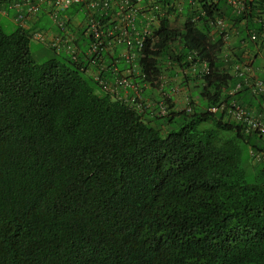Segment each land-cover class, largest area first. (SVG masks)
Returning <instances> with one entry per match:
<instances>
[{
  "label": "trees",
  "instance_id": "1",
  "mask_svg": "<svg viewBox=\"0 0 264 264\" xmlns=\"http://www.w3.org/2000/svg\"><path fill=\"white\" fill-rule=\"evenodd\" d=\"M202 5V25L160 19L139 60L151 85L160 60L199 66L201 104L150 117L81 57L37 63L30 31L0 25V264H264V164L248 181L235 144L246 133L207 111L233 77L210 38L221 14Z\"/></svg>",
  "mask_w": 264,
  "mask_h": 264
},
{
  "label": "crops",
  "instance_id": "2",
  "mask_svg": "<svg viewBox=\"0 0 264 264\" xmlns=\"http://www.w3.org/2000/svg\"><path fill=\"white\" fill-rule=\"evenodd\" d=\"M18 1L0 0V25L8 33L21 27L16 18L20 9L17 6ZM207 1L215 3L221 14L209 20L208 25H212L211 39L219 35L222 37L217 56L223 63V69L233 77L226 91L230 96V91L245 75L264 80V0ZM109 2V9L106 12L91 11L84 2L72 3L59 13L64 21V27L54 23L49 15L48 3H42L36 15L23 20L22 28L28 31L42 29L49 40L57 35H72L78 47L77 55L84 61L85 73L113 84L115 77L118 76L113 70L116 68L119 76L127 77L130 81L129 86L117 90L116 98L128 101L138 93L141 100L148 104V106L145 104L146 107L141 111L145 117L152 116L156 108L155 103L164 97H167L171 104V111L184 110L187 105L186 96L200 106L202 100L198 97V92L202 81L195 73L199 66L187 71L170 58L160 60L158 81L151 85L142 76L139 67L142 53L135 48L128 49L124 43H120L116 47L104 46L99 57L90 56L87 51L91 38L87 28L91 15L99 22L104 32L111 30L114 33L121 32L128 38H135L145 30L153 32L159 26L160 19L165 17L169 27L180 31L183 24L188 21L202 25L200 17L205 14L202 0H109ZM21 8L25 9V6ZM129 16L131 19H128ZM215 19H221L223 26H216L213 23ZM45 46L55 55L61 53L68 55L62 49L56 50ZM251 96L250 89L243 87L230 98H235L250 109L264 110V101Z\"/></svg>",
  "mask_w": 264,
  "mask_h": 264
},
{
  "label": "built area",
  "instance_id": "3",
  "mask_svg": "<svg viewBox=\"0 0 264 264\" xmlns=\"http://www.w3.org/2000/svg\"><path fill=\"white\" fill-rule=\"evenodd\" d=\"M75 2H84L87 7L93 10H101L106 12L109 9V0H19L17 6L20 8L16 14V18L20 23L21 27H24V21L27 17L36 15L39 6L42 3H48L49 5V15L51 19L59 27H64V21L59 16V13L66 10L72 3ZM233 3H235L233 1ZM25 6V9L21 7ZM128 19H131L129 16ZM24 20V21H23ZM213 23L216 26H223V21L221 19H215ZM88 32L90 35V45L87 53L94 58L100 56V52L104 46H114L117 44L124 43L126 48L132 49L135 48L137 51L141 52L143 47V42L145 38L151 37L152 32L149 30L143 31L140 35H136L135 38H128L123 33H114L111 30L104 32L101 28V25L97 20H95L91 15L88 20ZM106 38V40H105ZM108 38V39H107ZM34 40L41 42L44 45L52 47L56 50H64L71 55L72 58H78V47L75 43V38L72 35H57L53 39L49 40L48 35L42 29H34L30 31V41ZM107 41V42H106ZM115 74L118 76L115 77L113 84L107 83L103 78H96L100 81V84L103 88L111 93L113 97H116L117 90L120 87H127L130 85V81L127 77L119 76L117 69H113ZM201 73H206L208 71L207 63L202 61L200 63ZM143 78L144 75L142 74ZM248 86L253 95L264 94V80L252 77L251 75H245L241 81L237 82L236 86L230 91V97L234 93L242 88V86ZM137 96L130 100L123 101L127 105L135 108L138 112H141L146 107L144 101L141 100L140 95L137 93ZM187 105L185 109L187 111L191 110L190 97L186 96ZM120 100V99H119ZM167 97H164L160 101L155 103L157 112L161 115H166L171 111V104L167 101ZM148 106V104H146ZM264 109V106H263ZM207 111L212 114H220L221 120L225 122H233L241 125L242 131L246 134L252 132L257 133L259 136L264 138V110L258 111L250 109L243 105L241 102L235 98H229L226 101L220 100L217 103L208 107ZM252 159L255 163L264 164V150L261 151H250Z\"/></svg>",
  "mask_w": 264,
  "mask_h": 264
},
{
  "label": "rangeland",
  "instance_id": "4",
  "mask_svg": "<svg viewBox=\"0 0 264 264\" xmlns=\"http://www.w3.org/2000/svg\"><path fill=\"white\" fill-rule=\"evenodd\" d=\"M4 32L8 33L5 30ZM45 47L46 46L41 42H37L34 40L30 41V53L35 62L43 63L51 59L53 56L56 57L58 60H62L61 54L55 55L51 50L46 49ZM207 125L210 126V123H208ZM218 133L220 136L223 137H231L234 135V132L231 131H219ZM246 140H248V143H246ZM235 144L240 149L239 151L240 165L241 167H243L245 171V178L248 181H252L255 178L256 171L251 168V163L255 164V162L252 159L250 148L252 147L255 149V145L264 148V138L259 136L257 133L252 132L249 135L244 134L243 138L235 139Z\"/></svg>",
  "mask_w": 264,
  "mask_h": 264
}]
</instances>
